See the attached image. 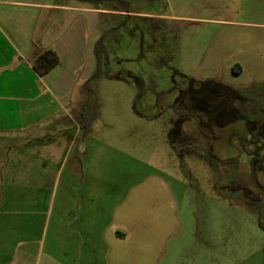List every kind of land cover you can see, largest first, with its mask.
Segmentation results:
<instances>
[{"label":"rangeland","instance_id":"rangeland-1","mask_svg":"<svg viewBox=\"0 0 264 264\" xmlns=\"http://www.w3.org/2000/svg\"><path fill=\"white\" fill-rule=\"evenodd\" d=\"M78 1L120 12L97 15V66L96 43H104L98 74L95 65L71 105L45 117L63 119L66 132L78 136L73 151L59 153L58 189L53 178L37 204L35 190L23 191V206L12 193V200L0 203V217L33 238L23 264H70L63 249L78 209L63 190L73 162L91 178L104 174L108 191L168 169L185 201L176 238L170 239L178 240L172 248L183 264H264V28L197 19L201 9L194 0H66ZM213 1L209 14L227 16L219 7L226 0ZM108 135L118 141L104 157ZM81 144L86 153L78 157ZM97 148L94 159L90 150ZM141 184L125 196V205L135 208L133 195ZM19 208L23 213H14ZM171 210L176 219V205ZM21 251L17 247L5 264H20Z\"/></svg>","mask_w":264,"mask_h":264},{"label":"crops","instance_id":"crops-1","mask_svg":"<svg viewBox=\"0 0 264 264\" xmlns=\"http://www.w3.org/2000/svg\"><path fill=\"white\" fill-rule=\"evenodd\" d=\"M194 3L201 9L197 19L264 28V0H226L219 7L227 16L221 17L207 11L208 6H216L214 1ZM115 11L92 8L79 1L73 4L66 0H0V203L12 200V193L23 206V191L35 190L32 202L37 204L53 178L55 191L58 189L62 169L59 153L73 151L78 136L66 132L63 119L45 117H55L59 106H70L72 94L92 74L97 66L92 45L101 32L97 15ZM231 12L234 13L230 15ZM34 44L52 47L61 57L60 64L43 76L33 67ZM117 141L114 135L105 136L101 154H111L107 146L113 148ZM98 149L90 150V155ZM77 152L78 157L85 154V144L77 145ZM80 167L78 162L70 165L66 173L68 186L63 190L67 203L78 209L73 230L67 234V247L63 249L67 263L76 258L77 264H183L179 252L174 253L172 248L178 240L170 243V239L176 238L177 219L183 217L180 203L184 205L185 201L180 183H172L168 169L151 170L142 181L150 180L151 184L118 183L108 191L102 181L104 174L91 178L90 172ZM95 171L99 173L101 168ZM32 174H38L42 181L30 177ZM139 184L140 189L133 195L135 208L125 205V196ZM175 205L178 216L172 219L171 207ZM141 206L152 208L143 211ZM9 221L0 217V264H5L17 247L22 248L19 263L23 264L28 251L26 243H33V238ZM181 223L184 226L186 221ZM54 234L52 246L57 242Z\"/></svg>","mask_w":264,"mask_h":264},{"label":"trees","instance_id":"trees-1","mask_svg":"<svg viewBox=\"0 0 264 264\" xmlns=\"http://www.w3.org/2000/svg\"><path fill=\"white\" fill-rule=\"evenodd\" d=\"M34 47L36 49V53L33 60V67L40 76L45 75L51 69L60 64L61 57L54 48L42 47L38 44H34ZM101 49H104L103 38L96 43V53L98 55V66L95 71L96 75L100 70Z\"/></svg>","mask_w":264,"mask_h":264}]
</instances>
